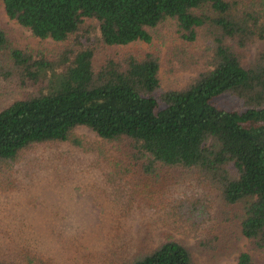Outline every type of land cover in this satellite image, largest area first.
Segmentation results:
<instances>
[{"label": "trees", "instance_id": "obj_1", "mask_svg": "<svg viewBox=\"0 0 264 264\" xmlns=\"http://www.w3.org/2000/svg\"><path fill=\"white\" fill-rule=\"evenodd\" d=\"M2 2L34 36L64 44L22 47L0 26V81L28 89L0 108V188L37 167L76 188L91 182L94 199L117 216L158 208L169 226L163 240L133 248L122 237L109 264H195L174 232L193 234L211 218L237 220L250 248L264 250V46L248 59L264 41V0ZM162 27L203 42L201 67L177 88H162L159 53L121 48L151 42ZM223 93L242 108L219 106ZM188 173L204 193L181 194ZM213 193L222 206L212 215ZM29 263L56 264L25 245L15 264ZM231 264L256 262L244 250Z\"/></svg>", "mask_w": 264, "mask_h": 264}, {"label": "rangeland", "instance_id": "obj_2", "mask_svg": "<svg viewBox=\"0 0 264 264\" xmlns=\"http://www.w3.org/2000/svg\"><path fill=\"white\" fill-rule=\"evenodd\" d=\"M0 26L5 28L14 43L22 47L50 50L64 44L52 38L36 37L10 19L2 0ZM167 30L168 27H162L151 42L136 40L121 47L140 54L146 51L159 53L164 89L183 86L197 73L201 67L198 57L203 48L201 39L183 41L175 31ZM262 46L264 41H257L249 49L248 59ZM102 59V53H97L94 63L97 65ZM27 92V88H7L0 81V108ZM215 102L219 106L242 108V103L229 93L219 95ZM77 132L87 139L97 140L95 133L87 127H80ZM16 176L12 180L14 183L0 188V257L8 262L18 263L22 258V247L27 245L43 258L52 256L56 264H109L112 257L109 246L119 245L122 237L123 240L130 238L134 242L133 248L143 239L156 244L163 240V232L169 228L159 216V209L153 205H144L119 216L116 210H104V204L94 199L89 181H80L81 187L76 188L74 186L79 182L53 179L50 174L43 175L37 171V167L28 168L23 173L20 171ZM191 177L193 174L188 173L185 178L188 182L179 181L181 194L192 191L204 193L196 191L201 187ZM209 203L212 204V215L222 206L214 193L211 201L206 202ZM174 233L188 247L195 264H231L244 250L251 253L256 264H264V250L250 248L237 220L211 218L193 234Z\"/></svg>", "mask_w": 264, "mask_h": 264}]
</instances>
